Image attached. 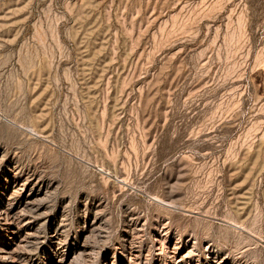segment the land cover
I'll use <instances>...</instances> for the list:
<instances>
[{
	"label": "rangeland",
	"instance_id": "374dc122",
	"mask_svg": "<svg viewBox=\"0 0 264 264\" xmlns=\"http://www.w3.org/2000/svg\"><path fill=\"white\" fill-rule=\"evenodd\" d=\"M0 201L17 264H264V0H0Z\"/></svg>",
	"mask_w": 264,
	"mask_h": 264
},
{
	"label": "bare ground",
	"instance_id": "6f19581e",
	"mask_svg": "<svg viewBox=\"0 0 264 264\" xmlns=\"http://www.w3.org/2000/svg\"><path fill=\"white\" fill-rule=\"evenodd\" d=\"M15 186V185H14ZM23 187V186H22ZM17 189V187H15ZM21 187H19L20 189ZM15 191V190H14ZM18 192V190H17ZM31 192V191H30ZM34 195V194H33ZM29 196V195H28ZM31 200V199H30ZM27 201V200H23ZM28 203V202H27ZM32 203V202H30ZM24 204V202H23ZM21 205V204H20ZM23 207V206H22ZM21 208V207H20ZM27 208V207H26ZM20 210V209H19ZM14 208L11 206H6L2 204L0 201V226L5 228V231L7 234H9V237L12 240H15L16 233H18L19 229V222L18 216ZM22 210V209H21ZM19 213V212H18ZM21 213V212H20ZM20 215V214H19ZM32 220L26 219L24 220L23 224L27 226L28 228L31 226ZM27 228V229H28ZM29 230V229H28ZM27 232V231H26ZM29 234V233H28ZM19 235V234H18ZM19 238V237H18ZM23 238V237H22ZM54 239V238H53ZM19 240V239H18ZM22 241V239H21ZM17 242V241H16ZM12 245L8 242H5V240L0 239V264H17L16 259L14 256V249L11 247ZM57 260V259H56ZM64 262V261H63ZM20 264V263H19Z\"/></svg>",
	"mask_w": 264,
	"mask_h": 264
}]
</instances>
